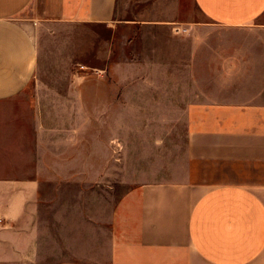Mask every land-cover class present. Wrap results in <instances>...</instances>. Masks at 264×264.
<instances>
[{
    "label": "crops",
    "instance_id": "0c3cea01",
    "mask_svg": "<svg viewBox=\"0 0 264 264\" xmlns=\"http://www.w3.org/2000/svg\"><path fill=\"white\" fill-rule=\"evenodd\" d=\"M194 3L185 35L144 25L188 97L177 179L116 199L122 112L169 110L164 88L123 102L115 44L139 23L119 0H0V264H264V0ZM90 28L108 37L66 33Z\"/></svg>",
    "mask_w": 264,
    "mask_h": 264
},
{
    "label": "rangeland",
    "instance_id": "374dc122",
    "mask_svg": "<svg viewBox=\"0 0 264 264\" xmlns=\"http://www.w3.org/2000/svg\"><path fill=\"white\" fill-rule=\"evenodd\" d=\"M116 20L122 24L139 23L132 28L119 30L120 38L115 44V62L121 59L123 102L156 103L161 102V89H167L169 110H148L122 112L126 123L123 127L122 161L120 177L114 178L115 191L124 195L129 190L148 183L167 182L177 179L179 163L183 159L186 146V108L185 101L178 94L176 79L162 80L161 43L165 33L145 28L144 25L163 23L168 27L171 38H177L173 29L185 28L187 24L202 22L205 18L198 11L194 0H119ZM77 35L80 40L92 41L97 35L108 37L103 29H78L66 32ZM157 42V43H156ZM65 52V45H62ZM43 50L46 56L53 55V42L49 36L43 37ZM118 54H121L118 57ZM114 63V61H112ZM115 63V64H116ZM64 64H53L61 70ZM78 66L75 65L74 68ZM114 65L109 69L113 71ZM176 76V73L173 74ZM109 82H113L110 80ZM132 91V95L130 91ZM44 250L53 249V240L44 242ZM52 246V247H51ZM53 255L42 257L41 264H52Z\"/></svg>",
    "mask_w": 264,
    "mask_h": 264
},
{
    "label": "built area",
    "instance_id": "2783aa9c",
    "mask_svg": "<svg viewBox=\"0 0 264 264\" xmlns=\"http://www.w3.org/2000/svg\"><path fill=\"white\" fill-rule=\"evenodd\" d=\"M173 32L175 35H185L188 33V30L181 27V26H176L174 29H173ZM3 224V219L0 218V225Z\"/></svg>",
    "mask_w": 264,
    "mask_h": 264
}]
</instances>
